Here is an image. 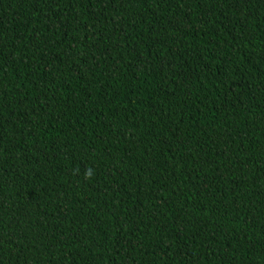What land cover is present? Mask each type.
<instances>
[{
  "label": "trees",
  "instance_id": "1",
  "mask_svg": "<svg viewBox=\"0 0 264 264\" xmlns=\"http://www.w3.org/2000/svg\"><path fill=\"white\" fill-rule=\"evenodd\" d=\"M0 264H264V0H0Z\"/></svg>",
  "mask_w": 264,
  "mask_h": 264
}]
</instances>
